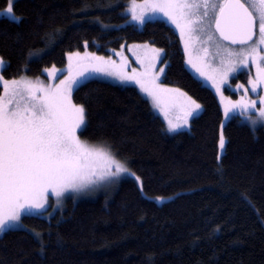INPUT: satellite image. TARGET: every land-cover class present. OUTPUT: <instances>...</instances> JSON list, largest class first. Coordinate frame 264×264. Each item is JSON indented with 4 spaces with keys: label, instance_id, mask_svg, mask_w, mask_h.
<instances>
[{
    "label": "trees",
    "instance_id": "1",
    "mask_svg": "<svg viewBox=\"0 0 264 264\" xmlns=\"http://www.w3.org/2000/svg\"><path fill=\"white\" fill-rule=\"evenodd\" d=\"M130 1L15 0L21 21L0 16L3 76L44 75L86 48L108 56L149 42L164 50L162 81L202 111L189 129L170 133L137 86L85 82L72 95L88 121L80 136L110 145L143 191L127 177L109 196L68 197L51 216L23 217V227L0 234V264H264V127L253 131L235 114L222 128L218 97L187 67L178 32L162 19L128 22Z\"/></svg>",
    "mask_w": 264,
    "mask_h": 264
},
{
    "label": "snow or ice",
    "instance_id": "2",
    "mask_svg": "<svg viewBox=\"0 0 264 264\" xmlns=\"http://www.w3.org/2000/svg\"><path fill=\"white\" fill-rule=\"evenodd\" d=\"M14 2L8 0V6L0 10V16L19 23L22 17L14 14ZM141 7L137 14V5L133 0L132 19L144 24L148 11L161 13L179 31L185 51L197 42L213 44L218 55L223 50L222 67L216 70L218 77L197 68L201 76L213 81L217 92L223 85H228L230 75L248 67L250 60L252 63L264 61V0H158ZM224 41L246 47L237 51L223 45ZM203 51L208 54L207 47ZM151 52L152 57L145 71L138 73L132 69L131 74L123 70V64L116 66L114 61H106L100 56L86 53L81 57L78 52L71 54L69 75L55 88L50 85L45 87L39 78L36 82L27 77L5 80L0 74L3 85V95H0V234L7 229L23 227L22 217L43 214L49 206V194L57 198L56 206H61L60 198L66 193L92 191L104 183H115L125 174L140 182V177L117 158L110 145L104 142L92 145L77 135L78 131L86 129L88 121L84 106L72 102V93L95 75L114 78L121 84L139 85L157 108L161 107L165 97L178 94L183 100V115L175 122L168 119L167 131L173 133L189 126V119L202 110V105L179 89L165 88L157 83L164 67L156 72L153 69L158 62H164V50L152 48ZM73 57L77 64L89 58L95 63L90 68L73 71ZM187 63L196 67L191 58ZM4 66L5 62L0 58V70ZM45 71L55 78L60 70L53 66ZM248 83L250 89L245 88V94L249 90L257 92L258 86L264 84V68L258 63L257 78ZM237 87L243 88L244 85ZM256 103L241 97L239 101L225 106V117L237 108L254 109ZM260 103L264 105V96L260 97ZM161 111L167 118L168 112L164 108ZM258 111L264 120V107ZM225 143L221 131V150ZM140 189L143 191L142 183ZM156 199L162 202L164 198ZM34 235L43 249L41 234L34 232Z\"/></svg>",
    "mask_w": 264,
    "mask_h": 264
},
{
    "label": "rangeland",
    "instance_id": "3",
    "mask_svg": "<svg viewBox=\"0 0 264 264\" xmlns=\"http://www.w3.org/2000/svg\"><path fill=\"white\" fill-rule=\"evenodd\" d=\"M148 2H158V0H135V4L137 5V8H136L137 14H139L140 11L142 10L141 6L145 5ZM132 4H133V0H131L129 2V4L125 10L126 13L129 15L128 22L135 23L141 27L143 24H140L138 21L132 19V12H131ZM7 6H6V8H7ZM6 8L0 9V10H4ZM13 12H14V10H13ZM14 14H15V12H14ZM147 17H148V19H146L145 21H147L149 19H162V20H165L167 23H169L175 29L174 25H172L170 22H168L167 19L165 17H163V15L159 12L153 13V12L148 11ZM175 30L179 34V31L177 29H175ZM179 36H180V34H179ZM217 36H218V34H217ZM202 39H203V37H202ZM180 40H181V38H180ZM181 42H182V46H183L184 52H185L186 65L189 68V70L197 78L202 80L204 84L210 86L214 90V92L216 93V95L218 97V100L221 104V107H222L223 113H224V121L222 123V126L225 125V123L230 119V117H232L235 114H238L241 117L242 121H246L254 127L261 126L262 124H264V120L261 119V117L259 116V111H258L261 107H264V105H262L260 103V97L264 96V84L259 85L258 90L255 93H253L249 90L248 93L245 94V90H244L245 88L250 89V85L248 83L249 80H255L257 78V63L260 65V67L264 68V61H257V63H252L250 60L248 67L243 68V69L237 71L236 73L230 75L229 80H228V85H223L221 87V91L217 92L216 88L213 86V81L206 79V77H204V76H201L200 73L197 71V68H200L202 71H204L208 75H216L218 77V72L216 70H218L222 67L221 59L224 56L223 50L221 49L220 54L218 55L217 54L218 50L213 44L209 43V44L205 45V44L197 42V43L191 44L188 51H185L184 43L182 40H181ZM222 44L227 46V47H230L234 50H237V51H239V49L241 47H246L243 45L233 46V45H231L225 41L222 42ZM205 47L208 48V54L207 55L203 51V49ZM262 47H264V46H262ZM152 48L162 49L161 47H158V46H156L152 43H149V42H132V43H128L127 45L123 46V48L114 49L115 51L112 50L111 54L108 56L103 55V54H99V53L94 52V51H91L88 48H86L83 51L70 52L68 54L67 62L64 66H61V67L55 66V68L57 70H60L57 72V75L55 78L50 76L49 73L45 70H44V75L30 76L26 73H23L17 77L11 78V79L5 78L2 74V70H0V74H2V76L5 80L20 79L21 77H27L28 79L32 80L33 82H36L37 78H39V80L43 82V85L45 87H48L50 85L53 88H55V86L58 85L61 80H63L65 77H67L69 75L68 65H69V56L71 54L78 52L81 57H84L86 53L89 54V56H91V55L100 56V57H103L106 61L107 60L114 61L116 66L123 64L124 65L123 70L125 72H128L129 74H131L132 69H136L138 73L145 71V68L147 67V65L149 63V60L152 57V52H151ZM116 53H120V55H117ZM189 58L192 59L193 64H195L196 67H193L191 64L187 63ZM94 63H95V61H92L89 58V59L82 60L79 62V64H77L76 58L73 57V66H74L73 71L83 70L85 67L90 68ZM160 67H164V73H165L166 68H167V62L165 60L163 63L158 62L156 64V68L153 69V72L159 71ZM52 68H53V66H50L46 69L51 70ZM164 73L161 75L160 79L157 81L158 84L162 85L165 88L179 89L181 92L186 93L185 91H183L179 87L164 83L162 81ZM94 78L102 79V80H106V81H110V82H114V83H119L114 78H110V77H106V76H102V75H95ZM0 84L2 85V82H0ZM119 84H121V83H119ZM127 85H135L141 91L139 85H137L135 83H128ZM237 85H244V87L239 88V87H237ZM221 93L223 95H221ZM1 95H3V91L1 93ZM38 95H42V93H38ZM72 95H73V93H72ZM143 95H145L151 101L154 111L156 113H158L159 115H161V117L166 122L167 128H168V119H172L175 122L177 117H180L183 115V111H182L183 100L181 97L178 96V94H172L170 96L165 97L161 103L160 108H157L154 106V103H153L151 97H148L145 93H143ZM187 95L190 96L188 93H187ZM241 97H244L248 101L255 100L257 102L256 108L250 109V110H244L242 108H237L229 115V117L226 118L225 117V106L229 105L230 102L239 101L241 99ZM194 100H196V99H194ZM196 101L199 104H201L198 100H196ZM72 102L74 104H77L73 101V98H72ZM77 105H79V104H77ZM161 108H164L168 112L167 118L165 117V112L161 111ZM192 118L189 119V126L185 127V128H181L180 130L189 129L191 126V119ZM253 122H255V124ZM180 130H178V131H180ZM77 135L80 137V139L82 141H87L80 136V131H78ZM87 142L89 144H92V145L99 144V143H95V142H89V141H87ZM223 151H224V149L223 150L220 149L221 154L223 153ZM119 160H121V159H119ZM122 162H124V161H122ZM126 166L128 167L127 164H126ZM127 177H131V176H127L126 174L122 175L120 178H118L116 180L115 183H104L102 186L96 187L92 191H86V192H82L79 194L66 193L64 197L60 198L62 201L61 206H56L57 198L54 195L49 194V201H48L49 206L47 207L46 211L43 212V214L45 213L48 215L49 213H53L56 210L63 208L66 204L68 197H73V198L77 199V198H81V197L93 198V197H96V196L102 195V194L109 196L112 193L113 189L118 185V183L122 179L127 178ZM138 183H139V185H140V183H142L141 178H140V182H138ZM164 200H165V198L163 199V201ZM34 214H40V213H34ZM22 224H23V221H22ZM15 228H17V227H15Z\"/></svg>",
    "mask_w": 264,
    "mask_h": 264
},
{
    "label": "water",
    "instance_id": "4",
    "mask_svg": "<svg viewBox=\"0 0 264 264\" xmlns=\"http://www.w3.org/2000/svg\"><path fill=\"white\" fill-rule=\"evenodd\" d=\"M254 39H255V37H254ZM225 42H227V41H225ZM227 43H229V42H227ZM230 44V43H229ZM231 45H233V46H237V45H239V44H231Z\"/></svg>",
    "mask_w": 264,
    "mask_h": 264
}]
</instances>
